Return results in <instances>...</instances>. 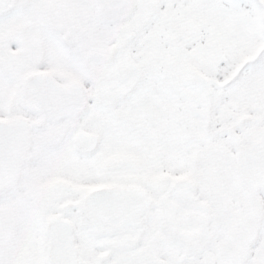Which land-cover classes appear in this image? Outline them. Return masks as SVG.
<instances>
[{
  "label": "snow or ice",
  "instance_id": "snow-or-ice-1",
  "mask_svg": "<svg viewBox=\"0 0 264 264\" xmlns=\"http://www.w3.org/2000/svg\"><path fill=\"white\" fill-rule=\"evenodd\" d=\"M0 264H264V0H0Z\"/></svg>",
  "mask_w": 264,
  "mask_h": 264
}]
</instances>
